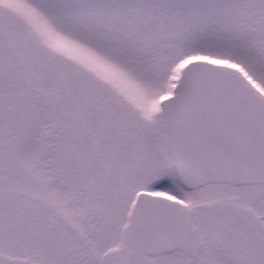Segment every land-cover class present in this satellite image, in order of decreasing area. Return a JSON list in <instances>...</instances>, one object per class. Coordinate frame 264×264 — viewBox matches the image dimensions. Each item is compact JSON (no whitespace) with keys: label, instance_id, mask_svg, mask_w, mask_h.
Wrapping results in <instances>:
<instances>
[{"label":"snow or ice","instance_id":"6c2138e0","mask_svg":"<svg viewBox=\"0 0 264 264\" xmlns=\"http://www.w3.org/2000/svg\"><path fill=\"white\" fill-rule=\"evenodd\" d=\"M0 264H264V0H0Z\"/></svg>","mask_w":264,"mask_h":264}]
</instances>
